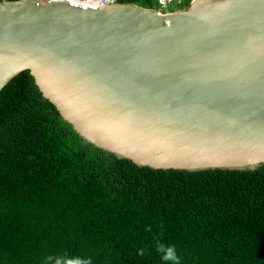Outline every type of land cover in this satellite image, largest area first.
Returning <instances> with one entry per match:
<instances>
[{
  "label": "water",
  "instance_id": "water-1",
  "mask_svg": "<svg viewBox=\"0 0 264 264\" xmlns=\"http://www.w3.org/2000/svg\"><path fill=\"white\" fill-rule=\"evenodd\" d=\"M25 70L84 138L138 164L264 163V0H0V91Z\"/></svg>",
  "mask_w": 264,
  "mask_h": 264
},
{
  "label": "trees",
  "instance_id": "trees-1",
  "mask_svg": "<svg viewBox=\"0 0 264 264\" xmlns=\"http://www.w3.org/2000/svg\"><path fill=\"white\" fill-rule=\"evenodd\" d=\"M76 260L264 264V163L138 164L84 138L21 72L0 91V264Z\"/></svg>",
  "mask_w": 264,
  "mask_h": 264
},
{
  "label": "built area",
  "instance_id": "built-area-1",
  "mask_svg": "<svg viewBox=\"0 0 264 264\" xmlns=\"http://www.w3.org/2000/svg\"><path fill=\"white\" fill-rule=\"evenodd\" d=\"M52 1H66V0H52ZM70 2H74L80 5H84L87 7H93V8H99L101 5L105 4H112L114 2H118V0H67ZM157 5L160 6L161 8L158 10L162 13H168L171 11H168V7L174 3L181 4L183 0H155Z\"/></svg>",
  "mask_w": 264,
  "mask_h": 264
},
{
  "label": "clouds",
  "instance_id": "clouds-1",
  "mask_svg": "<svg viewBox=\"0 0 264 264\" xmlns=\"http://www.w3.org/2000/svg\"><path fill=\"white\" fill-rule=\"evenodd\" d=\"M158 251H161L164 253L163 258L166 260H176L177 259L176 255H175V250L173 247L165 248L163 245H159ZM57 264H61V262L57 261ZM67 264H83V262L76 260V261H68Z\"/></svg>",
  "mask_w": 264,
  "mask_h": 264
},
{
  "label": "rangeland",
  "instance_id": "rangeland-1",
  "mask_svg": "<svg viewBox=\"0 0 264 264\" xmlns=\"http://www.w3.org/2000/svg\"><path fill=\"white\" fill-rule=\"evenodd\" d=\"M192 1V0H191ZM186 6L184 5V2L181 4L174 3L170 5L167 9L168 11H175V10H180L184 9ZM153 8L159 10L161 7L157 5L156 1L153 3Z\"/></svg>",
  "mask_w": 264,
  "mask_h": 264
}]
</instances>
